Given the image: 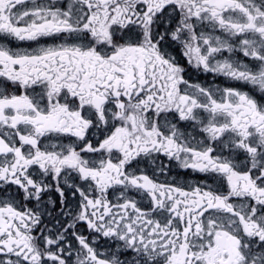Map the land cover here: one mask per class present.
I'll return each instance as SVG.
<instances>
[{
	"label": "snow or ice",
	"instance_id": "snow-or-ice-1",
	"mask_svg": "<svg viewBox=\"0 0 264 264\" xmlns=\"http://www.w3.org/2000/svg\"><path fill=\"white\" fill-rule=\"evenodd\" d=\"M0 264H264V0H0Z\"/></svg>",
	"mask_w": 264,
	"mask_h": 264
}]
</instances>
